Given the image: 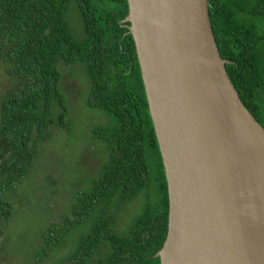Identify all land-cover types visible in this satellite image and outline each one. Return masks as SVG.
I'll use <instances>...</instances> for the list:
<instances>
[{
	"label": "trees",
	"instance_id": "obj_1",
	"mask_svg": "<svg viewBox=\"0 0 264 264\" xmlns=\"http://www.w3.org/2000/svg\"><path fill=\"white\" fill-rule=\"evenodd\" d=\"M208 4L231 81L264 127V0ZM127 12V0H0L1 237L16 206L10 195L33 172L41 144L72 128L65 67L81 77L86 105L104 117L89 131L103 144L100 166L30 236L35 264L71 237L74 248L56 264H160L166 179L134 41L122 22ZM140 199V210L120 224L126 206Z\"/></svg>",
	"mask_w": 264,
	"mask_h": 264
},
{
	"label": "water",
	"instance_id": "obj_2",
	"mask_svg": "<svg viewBox=\"0 0 264 264\" xmlns=\"http://www.w3.org/2000/svg\"><path fill=\"white\" fill-rule=\"evenodd\" d=\"M168 196L160 264H264V127L242 102L208 0H127Z\"/></svg>",
	"mask_w": 264,
	"mask_h": 264
},
{
	"label": "rangeland",
	"instance_id": "obj_3",
	"mask_svg": "<svg viewBox=\"0 0 264 264\" xmlns=\"http://www.w3.org/2000/svg\"><path fill=\"white\" fill-rule=\"evenodd\" d=\"M73 73V69L65 67L61 81L62 89L68 96L72 128L67 133L62 130L54 132L41 144L33 172L10 195L16 206L6 236H0V264H35L27 250L33 239L30 236L48 219L56 218L69 202L73 191L85 186V179L94 175L100 166L103 144L93 139L89 131L103 124L104 117L86 105L84 83L79 75L74 76ZM0 76L2 91L5 79ZM141 203L140 199L128 204L120 224L125 226L140 210ZM71 238L40 264H56L74 248ZM37 254L34 250V255Z\"/></svg>",
	"mask_w": 264,
	"mask_h": 264
}]
</instances>
